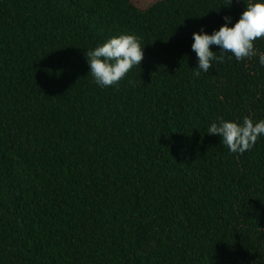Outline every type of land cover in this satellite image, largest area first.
I'll return each mask as SVG.
<instances>
[{"label": "trees", "instance_id": "1", "mask_svg": "<svg viewBox=\"0 0 264 264\" xmlns=\"http://www.w3.org/2000/svg\"><path fill=\"white\" fill-rule=\"evenodd\" d=\"M0 264H264V0H0Z\"/></svg>", "mask_w": 264, "mask_h": 264}, {"label": "rangeland", "instance_id": "2", "mask_svg": "<svg viewBox=\"0 0 264 264\" xmlns=\"http://www.w3.org/2000/svg\"><path fill=\"white\" fill-rule=\"evenodd\" d=\"M140 7L147 8L158 0H134Z\"/></svg>", "mask_w": 264, "mask_h": 264}]
</instances>
